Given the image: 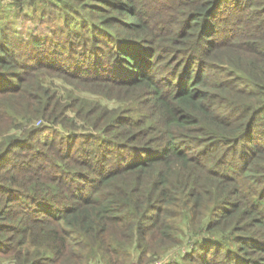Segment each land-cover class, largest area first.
I'll use <instances>...</instances> for the list:
<instances>
[{
	"label": "trees",
	"instance_id": "obj_1",
	"mask_svg": "<svg viewBox=\"0 0 264 264\" xmlns=\"http://www.w3.org/2000/svg\"><path fill=\"white\" fill-rule=\"evenodd\" d=\"M14 13L50 31L0 24V260L149 264L186 236L161 264H264V0H0ZM46 74L137 110L68 105Z\"/></svg>",
	"mask_w": 264,
	"mask_h": 264
},
{
	"label": "rangeland",
	"instance_id": "obj_2",
	"mask_svg": "<svg viewBox=\"0 0 264 264\" xmlns=\"http://www.w3.org/2000/svg\"><path fill=\"white\" fill-rule=\"evenodd\" d=\"M28 11V10H27ZM41 13V12H40ZM44 17L47 19V16H44L43 14H40V17L31 19L30 17H26L25 15H18L13 14L8 17V19H3L0 21V24L4 27H7V32L12 38V41L17 44V42H26L28 38L33 36L34 34H37L40 30H43L44 32H49L50 27L48 25H41L40 18ZM74 27V26H73ZM68 26L63 25V31L66 33ZM80 26H77L76 29L80 30ZM58 32L57 35L53 36L54 38H60L61 40L58 42H63L64 38V32ZM83 35V33L81 34ZM56 42V41H54ZM22 51H24L26 54H28L31 49L28 47H23ZM89 55V54H88ZM41 83L49 85L56 90V93L60 95V98L64 99V102L68 105L73 104L74 101L77 99L76 97H79L81 99L85 100H92L97 101V103L101 105H105L108 108H116L119 107V105L125 107L132 108L133 110H137V105L135 102H133L131 99H123V100H116L113 95H107L105 91H108L104 87H100L99 89H94L91 87H84L83 85H77L74 82L57 77L52 75H44L41 78ZM96 90H102V91H96ZM105 90V91H104ZM131 110V111H133ZM67 114L69 116H73L74 113L72 111H67ZM137 115V113H135ZM39 121L35 122L38 124ZM76 124L79 127L80 121L75 120ZM79 129H81L79 127ZM83 130V129H81ZM185 243L183 242L180 246H175L171 249H168L166 251V254L162 256L161 260H159L161 263L164 261H172L175 259H180V257L191 248V243L188 240L186 236L183 237ZM3 264H8L9 261L7 260H0Z\"/></svg>",
	"mask_w": 264,
	"mask_h": 264
},
{
	"label": "built area",
	"instance_id": "obj_3",
	"mask_svg": "<svg viewBox=\"0 0 264 264\" xmlns=\"http://www.w3.org/2000/svg\"><path fill=\"white\" fill-rule=\"evenodd\" d=\"M132 264H135V262L132 263ZM149 264H161V262H160L159 260H156V261H153V262H151V263H149Z\"/></svg>",
	"mask_w": 264,
	"mask_h": 264
},
{
	"label": "crops",
	"instance_id": "obj_4",
	"mask_svg": "<svg viewBox=\"0 0 264 264\" xmlns=\"http://www.w3.org/2000/svg\"><path fill=\"white\" fill-rule=\"evenodd\" d=\"M0 264H3V263L0 262ZM8 264H10V263H8Z\"/></svg>",
	"mask_w": 264,
	"mask_h": 264
}]
</instances>
